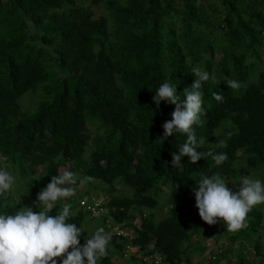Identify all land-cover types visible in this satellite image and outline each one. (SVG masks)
I'll use <instances>...</instances> for the list:
<instances>
[{"label":"trees","instance_id":"1","mask_svg":"<svg viewBox=\"0 0 264 264\" xmlns=\"http://www.w3.org/2000/svg\"><path fill=\"white\" fill-rule=\"evenodd\" d=\"M194 66L219 83L201 89L206 113L195 131L205 138L197 149L205 159L184 156L179 171L172 154L186 136L163 143L159 137L176 106L161 101L157 108L152 97L165 81L183 92ZM228 79L242 87L231 90ZM28 93L33 98L22 109ZM220 139L227 146L217 149ZM209 150L226 152L228 160L215 166ZM0 159L22 183L17 199H0V211L32 206L65 168L89 184L83 192L78 183L56 209L71 205L79 226L91 218L81 200L99 188L109 195L100 225L132 236L113 235L98 264H115L128 245L143 257L160 255L162 264L206 261L208 250L209 264H264V204L248 213L245 228L229 232L201 219L192 191L200 172L264 181V0H0ZM116 182L131 194L116 195Z\"/></svg>","mask_w":264,"mask_h":264},{"label":"clouds","instance_id":"2","mask_svg":"<svg viewBox=\"0 0 264 264\" xmlns=\"http://www.w3.org/2000/svg\"><path fill=\"white\" fill-rule=\"evenodd\" d=\"M189 73L195 79L183 92L177 91L178 83L173 85L165 81L152 97L157 108L161 101L176 106L171 113V120L162 125L164 132L159 137L163 143L173 134L186 136L179 153L172 154L171 166L179 171L183 170L184 156L189 158L190 163L205 159V150H197L204 148L205 138L198 139L195 131L196 126L202 125V117L206 113L201 89L210 83H219L209 70L199 66L191 67ZM224 83L231 90L242 87L235 79L224 80ZM180 93H183L182 97ZM213 96L216 101L223 100L220 93L214 92ZM226 146V139L216 142L217 149ZM207 155L212 157L217 167L228 160L226 152L209 150ZM87 180H91V177ZM232 181L239 182L238 191L228 187V179L224 176L200 172L199 179L195 180L197 187L192 191L195 207L203 221L209 225L220 222L227 226L229 232H237L247 226L246 217L253 207L264 204V181L252 176H241ZM78 183L83 185L85 180L80 179L70 168H65L51 176L50 182L37 193L32 206L19 207L13 213L0 211V264H98V260L107 257L113 239L112 231L98 227L89 235L86 228L73 222L71 205L64 203L62 210H56L61 202L75 195ZM16 184V176L0 167V199L7 198L15 190ZM176 189L175 184V191ZM34 208L38 211H34ZM53 209L56 212L50 215ZM85 232L87 236L81 244L82 234ZM221 246V249L225 247V243ZM212 259L214 257L210 255L206 261Z\"/></svg>","mask_w":264,"mask_h":264},{"label":"rangeland","instance_id":"3","mask_svg":"<svg viewBox=\"0 0 264 264\" xmlns=\"http://www.w3.org/2000/svg\"><path fill=\"white\" fill-rule=\"evenodd\" d=\"M104 13V10L101 8V7H98V13H97V17H99L100 16V14H103ZM30 93H28V94H26L25 96H23V98L21 99V101H20V104H21V108L22 109H25V108H27L26 106H28L29 104H30V102H31V100H32V98L30 97ZM30 97V98H29ZM89 129L91 130V131H93L94 130V128H92V127H89ZM0 164H1V166L2 167H4V168H6V170H8L10 173H12L14 176H16V178H18V175H17V173H13V171H12V169L10 168V165L9 164H6L2 159H0ZM41 172V169L39 168L38 169V173H40ZM252 177H254V176H252ZM256 178V177H255ZM22 183H17L16 184V186H15V190L11 193V195L14 197V198H18V195H19V189H18V186H20ZM101 187L103 186V185H100ZM105 186V185H104ZM228 186L229 187H233V188H235V187H237L238 189H239V182H235V183H233V182H229L228 181ZM113 188L116 190V192H115V194L116 195H120V196H128V195H130L131 194V192L129 191V189H127V188H125V187H123L120 183H118V182H116L114 185H113ZM79 189L80 190H82L83 192L85 191V190H88L89 189V184L88 183H84L83 185H79ZM96 192H95V194L94 195H96V193L98 194V195H100L101 197H104L105 196V199H106V197L107 198H110L109 197V195L107 194V193H104V192H102L101 190H100V188L99 189H97V190H95ZM163 192H166V189H163ZM108 195V196H107ZM76 202V201H75ZM161 202H163L162 200L160 201V203ZM160 208H161V210L160 211H158V213H157V217L159 218V219H162V216L164 215V212L166 211V209H164V207H163V203H162V205L160 206ZM79 210H81V209H79ZM86 213V212H85ZM99 217H96V219H91L90 217H88V216H86V219H85V223H84V228H86L87 229V231H88V234L89 235H92L95 231H96V229L98 228V227H102L100 224V222H99V220H100V218L98 219ZM135 224H139V222H138V220H136L135 222H134ZM86 234H85V236L84 237H86L87 236V232H85ZM126 233H128V234H130V235H132L131 234V230H126L125 232H124V234L126 235ZM223 239V238H222ZM226 240V239H225ZM207 243H208V247L209 248H214V242H212V239H208L207 241H206ZM127 249H125L124 250V253H123V255L119 258H115L114 260H115V264H124L125 262H128V260H130V257L132 256V255H135L137 258H138V262H139V264H142L143 263V261H142V254H139L138 252L137 253H135V251H136V248L135 247H132L131 249H129L128 251H126ZM134 252V253H133ZM208 252H209V250H208ZM208 252H206L205 253V257L207 258V256H210L209 255V253ZM207 255V256H206ZM154 256H156V255H154ZM229 260H233L234 261V257H233V255H231L230 257H229ZM145 264H151L150 262H145ZM192 264H209V261L207 262V261H204V259L203 258H199L198 256H194L193 257V260H192Z\"/></svg>","mask_w":264,"mask_h":264},{"label":"built area","instance_id":"4","mask_svg":"<svg viewBox=\"0 0 264 264\" xmlns=\"http://www.w3.org/2000/svg\"><path fill=\"white\" fill-rule=\"evenodd\" d=\"M104 198L100 197L98 195H91L90 197H84L81 202H80V207L83 208L85 210V212L87 214H89L91 216V218H96V217H100L103 212H104V208H103V203H104ZM107 229H105L106 231H112L113 235L117 234V235H123V236H128L131 237L132 235L126 233V235L124 234V232L128 229H122L120 226L118 225H110L107 223ZM129 231V230H128ZM132 246L128 245L123 249V253L124 250L127 249L126 251H128L129 249H131ZM136 251L135 253H139L138 251V247H135ZM134 253V252H133ZM210 258V256H209ZM142 260L144 262H150L153 264H161V258L159 256H149V257H142Z\"/></svg>","mask_w":264,"mask_h":264},{"label":"crops","instance_id":"5","mask_svg":"<svg viewBox=\"0 0 264 264\" xmlns=\"http://www.w3.org/2000/svg\"><path fill=\"white\" fill-rule=\"evenodd\" d=\"M199 257V256H198ZM120 258V257H119ZM200 259L202 258V257H199Z\"/></svg>","mask_w":264,"mask_h":264}]
</instances>
